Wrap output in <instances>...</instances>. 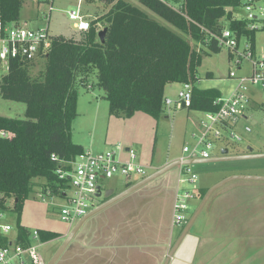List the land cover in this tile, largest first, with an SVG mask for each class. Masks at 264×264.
<instances>
[{"label": "trees", "instance_id": "16d2710c", "mask_svg": "<svg viewBox=\"0 0 264 264\" xmlns=\"http://www.w3.org/2000/svg\"><path fill=\"white\" fill-rule=\"evenodd\" d=\"M101 1L109 4V9L89 18V28L79 31V38L51 35L40 76L29 74L32 61L11 60L6 72L0 64V97L26 105L24 118L0 115V131L6 133L0 134V212L9 208L6 202L12 199V209L17 214L15 240L23 245L29 243L30 233L20 223V215L33 180L44 179L45 187L55 196H62L60 189L66 187L67 180L59 179L55 169L60 161H70L84 151L70 137V127L77 116V80L87 85L85 80L94 70L96 83L113 115L131 116L142 111L159 118L165 108V87L182 82L192 85L187 108L213 111L216 108L212 103L220 92L195 84L202 62L200 45L219 52L221 47L211 34L228 27L238 42L248 40L255 50L256 32L264 33V17L257 28H248V20L236 17L243 0H180L176 8L159 0H136L188 35L199 44L198 50L128 1ZM22 4L23 0H0V21L19 24ZM101 21L105 24L98 27ZM103 28L104 42H100L97 33ZM245 152L247 149L234 153ZM51 155L57 160H51ZM37 232L42 242L57 236L48 230ZM8 242L6 236H0V245Z\"/></svg>", "mask_w": 264, "mask_h": 264}, {"label": "rangeland", "instance_id": "374dc122", "mask_svg": "<svg viewBox=\"0 0 264 264\" xmlns=\"http://www.w3.org/2000/svg\"><path fill=\"white\" fill-rule=\"evenodd\" d=\"M126 1L145 11L150 17L181 35L195 49L199 50L201 48L202 62L197 69L198 80L195 83L198 88H215L220 92L221 96L228 97L237 84L234 78L229 77V71H234L237 76L250 72L248 60L243 59L238 67L233 62V59H228V50L226 48H221L217 53L210 52L201 45L199 48V44H196L188 35L170 25L166 20L138 1ZM179 2L180 0H177L173 5H178ZM263 5V0H257L256 8L253 10L259 13L257 8ZM41 7L44 6L40 5L38 8L33 1L23 0L18 23L24 24L29 28L41 26V19H39ZM109 7V4L101 0H53V9L50 12L48 30L51 34H62L79 38L81 32L73 27V22L68 18L67 11L79 9L81 13L88 16L87 18H95L106 13ZM244 14V7L236 11V17H242ZM222 21L223 23L226 22L224 18ZM103 24H105L104 21H101L98 27H102ZM256 49L258 51L264 49V33L260 30L256 32ZM43 69V56L36 58L28 68L29 74L32 77L40 76ZM207 72H209L208 76H206ZM96 82L97 78L94 70L89 73L85 80L87 85L81 84L78 80L76 81L78 90L76 102L77 116L72 121L70 127L72 141L82 145L84 149H88L92 153H101L109 149L115 150L117 144H120L122 147L128 146L135 151L136 161L148 166L147 175L154 172L159 163L177 159L185 155L182 152L184 145L192 148L194 138L191 134H198L200 131V120L204 118L202 111L184 107L175 108V104L172 103L169 106H165L164 112L159 118H154L142 111H137L131 116L113 115L109 113L108 101L104 97L103 90ZM180 87V83L167 85L165 87V98L176 100V91ZM253 91L256 93L255 107L249 113L248 118L240 122L237 129L242 136V140L233 142L232 144L239 148H236L237 150L242 151L248 145L252 147L254 152H263L264 107L260 108L257 105L260 99H264V92L256 88H253ZM25 107L26 105L23 102L0 97V115L2 116L24 118ZM243 124L248 125L251 131L244 132ZM217 144H219L217 147L214 146L216 149L213 148L214 150H210L211 155L219 152L217 148L220 146V143ZM232 144L228 146L230 151L233 150ZM256 160L260 159L223 161L217 163L227 164L229 166L260 164V161ZM190 167L197 175V179L194 181H189V175L181 173V167L175 166L153 179L141 190L145 191L156 185L163 186L166 183L174 191V194L181 195L187 190L194 192L193 189H197L198 185L205 182L206 178L210 176L205 174V170L208 167L203 164H191ZM142 178V176H132L131 180L134 182ZM33 182L32 190L23 203L20 223L28 229L31 235H29V243L38 245L36 252L41 263L46 264L64 242L67 234L76 223L69 225L60 218V208L65 202L62 196L59 197L54 194L52 196L49 193H45L46 187L43 185L45 180L42 178H36ZM100 182L102 192L100 196L94 197L93 207L108 198L104 195L106 189L113 188L114 193H116L120 188L130 183L126 177L120 174H114ZM6 203L9 208L0 212V236H6L14 242L17 233V214L12 209V199H8ZM114 204L116 203H111L102 210L89 216L54 261V264H65L66 262L100 264L101 262H107V210L114 206ZM193 205L194 202L192 203ZM188 212L190 214L191 210ZM4 225L10 226V230L7 233H3L2 231V226ZM37 229L55 232L57 236L42 242L40 239L32 237L33 231ZM24 259L26 264H31L32 261L28 255H24ZM170 264L176 263L171 262Z\"/></svg>", "mask_w": 264, "mask_h": 264}, {"label": "built area", "instance_id": "2783aa9c", "mask_svg": "<svg viewBox=\"0 0 264 264\" xmlns=\"http://www.w3.org/2000/svg\"><path fill=\"white\" fill-rule=\"evenodd\" d=\"M36 5L44 6L40 8L39 19L41 26L29 28L24 24L2 23L0 21V64L2 71L8 70L11 60L34 61L38 57L44 56L51 44V34L48 30L50 12L53 9V0H31ZM83 1V0H82ZM173 8L171 0H159ZM257 0H243L245 14L242 16L248 20V28H257L264 17V5L259 6L256 13ZM264 2V0H263ZM68 18L73 22V27L78 31H85L89 28V18L86 14L78 10L67 11ZM218 46L228 50V59L232 60L238 67L243 59L249 61L250 72L239 75L234 71H229L228 75L237 81L236 87L228 97L218 96L214 99L215 110L202 111L204 118L200 120V131L198 134L192 133L194 144L192 148L184 145L182 147L183 156L179 160L190 159L199 156L208 159L211 156L210 150L220 143L223 147H228L233 142L241 141L242 136L237 131L240 122L248 118L249 113L255 107L256 93L253 88L264 92V49L253 50L251 42L248 40L237 41L234 33L223 27L219 34L212 33ZM180 89L176 91V100L165 98V106L174 103L175 107L187 108L191 102L190 82L180 83ZM183 105V106H182ZM257 107H264V99H260ZM264 120V118H263ZM244 132H250L251 128L243 124ZM1 136H5L4 131H0ZM228 145V146H226ZM234 145V144H233ZM51 160H57L55 155H51ZM191 164L181 165V173L188 174V180L194 181L197 175L191 170ZM148 166L136 161L135 151L130 147H122L117 144L115 150L109 149L101 153H92L88 149L78 154L74 159L62 160L55 169L59 179H66L67 185L61 188L64 204L60 208V218L72 225L84 216L93 207L94 197L101 191L100 181L120 174L130 182L132 176H147ZM46 192L53 196L51 189L46 187ZM43 192V191H42ZM195 194L185 191L181 195L176 193L172 205V223L181 224L187 220V210L189 202ZM10 230L9 225L2 226L3 233ZM33 238H38L37 230L32 233ZM31 236V235H30ZM16 239V237H15ZM37 246L30 243L23 245L16 240H9L8 244L0 245V264H26L24 255H28L31 264H41L37 254Z\"/></svg>", "mask_w": 264, "mask_h": 264}, {"label": "crops", "instance_id": "0c3cea01", "mask_svg": "<svg viewBox=\"0 0 264 264\" xmlns=\"http://www.w3.org/2000/svg\"><path fill=\"white\" fill-rule=\"evenodd\" d=\"M220 146L219 152L210 157L221 156L224 147ZM226 148L228 155H236L234 152L239 149L235 145L232 151ZM246 153L248 151L242 154ZM191 159L196 161L194 164L207 166V170H203L210 177L193 189L195 196L189 202L191 212L187 211V220L172 223L176 193L166 183L141 190L151 181L148 182L116 200L107 210V262L100 264H162L172 248L168 264H264V179L231 178L264 177V158L256 160L260 161L258 165L236 166L202 161L206 159L199 156ZM173 160L159 163L155 170ZM226 178L231 179L209 195L181 235L206 191ZM137 181L130 180L116 193Z\"/></svg>", "mask_w": 264, "mask_h": 264}, {"label": "water", "instance_id": "95a60500", "mask_svg": "<svg viewBox=\"0 0 264 264\" xmlns=\"http://www.w3.org/2000/svg\"><path fill=\"white\" fill-rule=\"evenodd\" d=\"M106 28L101 29L98 33V39L100 42H104V35H105ZM183 106V105H182ZM247 151L248 153L246 154H236V155H228V148L224 147L221 149V156H216V157H210L206 160V162H223V161H236V160H252V159H263L264 158V153H253V149L251 146H247ZM200 161V160H199ZM196 163L195 160L193 159H185V160H173L166 164L165 166L155 170L151 174L145 176L144 178L138 180L137 182L133 183L132 185L128 186L124 190H122L119 193L113 194L114 190L113 188H108L104 191V195L108 197L104 202L98 204L97 206L93 207L91 210H89L84 216H82L75 224V226L71 229V231L67 234L64 242L61 244V246L56 250V252L53 254V256L50 258V260L46 264H54V261L57 259V257L61 254L63 249L66 247L68 242L71 240V238L75 235L77 230L80 228V226L83 224V222L91 215L94 213L102 210L103 208L107 207L111 203L115 202L116 200L120 199L121 197L127 195L128 193L142 187L143 185L147 184L148 182L152 181L153 179L157 178L158 176L164 174L165 172L169 171L170 169L174 168L175 166H181V165H186V164H194ZM231 178H245V179H264L263 176H232ZM231 178H226L213 186H211L206 193L204 194L202 201L200 205L197 207V209L194 211L192 214L191 218L188 220L183 232L181 235H183L190 224L193 222L194 218L198 214L199 210L209 197V195L219 186H221L224 182H226L228 179ZM101 192L100 190L97 192V196H100ZM179 241V240H178ZM173 253V248L170 250L168 255L166 256L164 262L162 264H168L170 256ZM44 264V263H41Z\"/></svg>", "mask_w": 264, "mask_h": 264}]
</instances>
